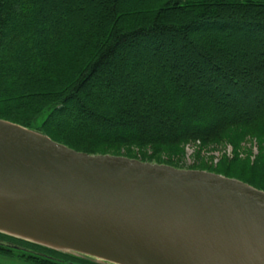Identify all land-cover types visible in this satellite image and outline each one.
Returning a JSON list of instances; mask_svg holds the SVG:
<instances>
[{"label": "trees", "instance_id": "16d2710c", "mask_svg": "<svg viewBox=\"0 0 264 264\" xmlns=\"http://www.w3.org/2000/svg\"><path fill=\"white\" fill-rule=\"evenodd\" d=\"M56 13L68 19L50 44L19 43ZM241 31L254 36L247 62L232 58L247 48L234 44ZM134 67L135 78L155 84L138 102L127 85ZM263 95L264 0H0V119L78 152L172 166L191 142L256 141L254 161L238 148L216 174L264 191Z\"/></svg>", "mask_w": 264, "mask_h": 264}, {"label": "water", "instance_id": "95a60500", "mask_svg": "<svg viewBox=\"0 0 264 264\" xmlns=\"http://www.w3.org/2000/svg\"><path fill=\"white\" fill-rule=\"evenodd\" d=\"M0 234L94 264H264V191L0 120Z\"/></svg>", "mask_w": 264, "mask_h": 264}, {"label": "rangeland", "instance_id": "374dc122", "mask_svg": "<svg viewBox=\"0 0 264 264\" xmlns=\"http://www.w3.org/2000/svg\"><path fill=\"white\" fill-rule=\"evenodd\" d=\"M22 9L25 10L26 7H22ZM25 11L24 12L20 11L21 14L24 16V19H25L24 22L26 23V22L32 21L33 18L31 17V15L26 14ZM16 16L19 17V14ZM65 19H68L66 15L61 14V13H56L53 19L50 21L49 25L47 24L48 26L40 25L37 27L38 30L36 31L33 29L32 25H30L29 30H30L31 35L27 34L26 36H22L19 39V43H21L22 45L27 44L30 46H33L32 44L34 43H39V44L42 43L43 45L44 43H46V45L50 44V41L53 38V31H54L56 24ZM8 29H9V25H8ZM8 29L7 31H9ZM19 29L20 28H19V21H18V23H16V26L15 27L13 26V30L18 31ZM237 34L240 35V32ZM241 34H242V38L237 37V41H235L234 44H239L240 46H243V47L247 46V48H245L244 49L245 51L243 50L242 53L233 55L232 58L235 59L236 62H247L248 60L251 59V57H253V55H251V57L250 56L248 57L247 52L248 50H250V47L253 46L252 44L254 42V39H253L254 36L251 35L250 32L248 33L245 31H241ZM139 65H148V63H146V61H141ZM136 72L138 73L137 67H134V70L130 69V73H133L134 79L127 85L128 87H131V88L133 87L135 89V100L136 102H138L143 97V91L146 88H148L149 85L153 86L155 84L149 83L147 80L143 81L138 78H135ZM157 77L158 76L155 75L151 79H155ZM254 86L257 87L255 84ZM4 87L8 89L11 86L9 84H5ZM168 91H170L169 88H168ZM197 93L200 96H206V94L204 93H201V92H197ZM261 99H262V102H264V95ZM261 99H259V97H254L255 102H258V101L260 102ZM110 101L113 102V99L111 98ZM240 101L243 102V99L241 97H240ZM89 107L91 108V106ZM80 119H84V118L81 116L80 117L78 116L75 118V122H77V120H80ZM75 122H72V123H75ZM200 122L204 124L205 121L202 120ZM188 124L189 123L185 122L183 128L187 129ZM244 147H247L250 149L249 159L250 161L252 160L254 161L259 151L256 141H254L253 144H247L245 142H241L238 139V148H240L238 152H239L241 159H245L247 157V154L244 153ZM237 149L231 142L226 143L225 147L207 146L205 148L202 146L197 147L195 146L194 143H190L184 147V152H185L184 157L180 161H177L176 165H172V166L179 168V169L201 170V171H206V172L216 174L217 170H220L223 167V165H221V161L223 160V158H227V159L233 158V156L237 152ZM0 264H37V263L31 260L29 261L28 259L18 258L17 256L0 255Z\"/></svg>", "mask_w": 264, "mask_h": 264}, {"label": "flooded vegetation", "instance_id": "af4514ba", "mask_svg": "<svg viewBox=\"0 0 264 264\" xmlns=\"http://www.w3.org/2000/svg\"><path fill=\"white\" fill-rule=\"evenodd\" d=\"M0 241H2V242H7V241H9V242H13V243H14V241L9 240V238L4 237V236H1V235H0ZM18 244H19V245L26 246V247L30 248L31 250H37V251H40V252L45 253V254H47V253H49V254H53V253H50V252H47V251H44V250H41V249L35 248L34 246L32 247V246L26 245L25 243H23V244L18 243ZM53 255H54V254H53ZM56 256H57V255H56ZM67 262H75V260H74V261H73V260H68ZM77 263L82 264L81 262H77Z\"/></svg>", "mask_w": 264, "mask_h": 264}]
</instances>
